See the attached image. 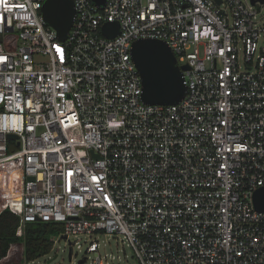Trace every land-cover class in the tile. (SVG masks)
I'll return each mask as SVG.
<instances>
[{"label": "built area", "instance_id": "2783aa9c", "mask_svg": "<svg viewBox=\"0 0 264 264\" xmlns=\"http://www.w3.org/2000/svg\"><path fill=\"white\" fill-rule=\"evenodd\" d=\"M73 1L61 41L45 0H0V180L20 186L0 187V214L21 239L37 221L87 236L94 264L101 234L140 264H264V2ZM142 38L189 65L180 102L143 101Z\"/></svg>", "mask_w": 264, "mask_h": 264}, {"label": "water", "instance_id": "95a60500", "mask_svg": "<svg viewBox=\"0 0 264 264\" xmlns=\"http://www.w3.org/2000/svg\"><path fill=\"white\" fill-rule=\"evenodd\" d=\"M104 5L106 0H94ZM256 0H252L255 2ZM264 2V0H261ZM42 15L46 23L58 33L59 39L65 41L74 23L76 9L73 0H45ZM103 33L114 38L120 33L118 22H106ZM132 57L141 74L143 82V101L148 104H176L186 95L187 86L184 83V71L188 64L179 66L177 57L166 41L156 38H142L133 42ZM16 138V134H10ZM254 205L259 211H264V186H260L253 195ZM68 238L67 235H63ZM71 258V253H70ZM49 260V262H51ZM86 258L79 260L82 264Z\"/></svg>", "mask_w": 264, "mask_h": 264}, {"label": "rangeland", "instance_id": "374dc122", "mask_svg": "<svg viewBox=\"0 0 264 264\" xmlns=\"http://www.w3.org/2000/svg\"><path fill=\"white\" fill-rule=\"evenodd\" d=\"M258 8L260 10L258 14L260 24L264 25V3L259 5ZM0 187L3 192L10 191L11 188H13V193L15 194L20 191L18 180L11 175H9L7 181L0 180ZM52 237L55 242L50 253L29 262L22 257V264H80L79 260L82 258H86V261L82 264H94L93 261L98 254L86 252L88 246V242H86L87 236L75 237L72 235L69 238H64L61 233H55ZM122 240L121 235L109 236L101 234L99 236V253L103 260L106 264H140L132 247ZM15 252L13 251L12 255L5 261V264H17L18 259ZM51 259L52 261L49 263Z\"/></svg>", "mask_w": 264, "mask_h": 264}, {"label": "trees", "instance_id": "16d2710c", "mask_svg": "<svg viewBox=\"0 0 264 264\" xmlns=\"http://www.w3.org/2000/svg\"><path fill=\"white\" fill-rule=\"evenodd\" d=\"M18 226L19 216L10 209L0 214V264H5L13 251H16L17 264H22V257L32 261L50 253L52 235L62 232V226L52 221L28 222L21 239L16 234Z\"/></svg>", "mask_w": 264, "mask_h": 264}, {"label": "snow or ice", "instance_id": "6c2138e0", "mask_svg": "<svg viewBox=\"0 0 264 264\" xmlns=\"http://www.w3.org/2000/svg\"><path fill=\"white\" fill-rule=\"evenodd\" d=\"M62 58V57H61ZM0 59H4V58H0Z\"/></svg>", "mask_w": 264, "mask_h": 264}, {"label": "bare ground", "instance_id": "6f19581e", "mask_svg": "<svg viewBox=\"0 0 264 264\" xmlns=\"http://www.w3.org/2000/svg\"><path fill=\"white\" fill-rule=\"evenodd\" d=\"M16 176H17V174H16Z\"/></svg>", "mask_w": 264, "mask_h": 264}]
</instances>
